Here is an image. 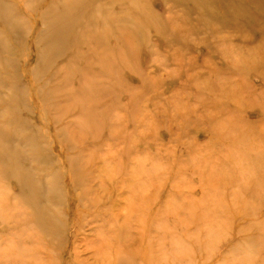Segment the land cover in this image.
Wrapping results in <instances>:
<instances>
[{
  "label": "rangeland",
  "instance_id": "374dc122",
  "mask_svg": "<svg viewBox=\"0 0 264 264\" xmlns=\"http://www.w3.org/2000/svg\"><path fill=\"white\" fill-rule=\"evenodd\" d=\"M0 264H264V0H0Z\"/></svg>",
  "mask_w": 264,
  "mask_h": 264
},
{
  "label": "bare ground",
  "instance_id": "6f19581e",
  "mask_svg": "<svg viewBox=\"0 0 264 264\" xmlns=\"http://www.w3.org/2000/svg\"><path fill=\"white\" fill-rule=\"evenodd\" d=\"M4 8H2L3 10ZM59 33L57 36H56V39L59 40V42L61 43V45H63V35L61 34V27L57 30V32L55 33V35ZM60 54V51L56 53V55ZM52 57H50L49 59L51 60Z\"/></svg>",
  "mask_w": 264,
  "mask_h": 264
}]
</instances>
